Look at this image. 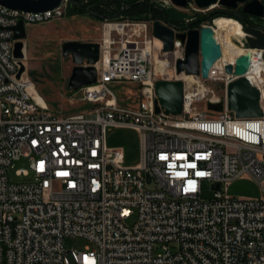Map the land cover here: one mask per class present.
<instances>
[{"label":"built area","instance_id":"built-area-1","mask_svg":"<svg viewBox=\"0 0 264 264\" xmlns=\"http://www.w3.org/2000/svg\"><path fill=\"white\" fill-rule=\"evenodd\" d=\"M69 3L43 13L0 4V264H264V117L239 119L228 109V87L241 77L260 91L264 109V69L261 83L250 80L254 58L264 65V51L252 54L244 76L226 68L247 53L218 60L208 79L185 72L179 79L185 45L176 40L165 53L153 36L157 20H121L115 24L120 47L109 32L97 83L76 96L93 107L63 116L36 100L37 86L26 72L19 77L15 28L21 21L63 19ZM216 7L201 9L192 0L177 9L193 23ZM171 28L176 35L188 32ZM160 80L184 83L182 115L156 113ZM127 82L143 87L138 109L120 106L110 87ZM212 83L221 85L220 93ZM199 102L223 103L224 110L198 111ZM110 127L141 134L137 165L127 164L124 148L108 146ZM23 159L29 167L16 169ZM14 170L23 181L13 179ZM241 179L257 183L261 197L231 196L230 186ZM205 182L215 191L210 199L203 196ZM67 237L94 248L66 250Z\"/></svg>","mask_w":264,"mask_h":264},{"label":"water","instance_id":"water-1","mask_svg":"<svg viewBox=\"0 0 264 264\" xmlns=\"http://www.w3.org/2000/svg\"><path fill=\"white\" fill-rule=\"evenodd\" d=\"M174 6L167 13L180 21L190 20L191 17L180 12L177 8H187L192 0H170ZM201 9L221 6L228 9L243 7V12L255 18H264V3L260 0H194ZM0 4L10 10L25 13H43L56 10L64 6V0H0ZM161 12L165 10L160 8ZM191 25H189L190 27ZM247 34V43L251 50L264 51V30L255 26L244 28ZM153 36L163 44L165 53L173 52L175 41H180L186 47L185 59L177 62L178 75H202L208 79L211 68L222 58V47L218 43L215 31L211 25L200 29H190L186 34H175V31L163 21L157 20L153 24ZM27 38V29L24 22L15 28V57L24 59V40ZM64 56H72L76 67L73 69L69 81V89L78 92L83 87L92 86L98 81L96 65L101 60V45L99 43L67 42L63 46ZM252 54L240 56L236 65H228L226 71L234 77L244 76L251 67ZM86 63V65H85ZM25 72L22 66L19 77ZM157 99L155 102L156 113L162 109L166 115L180 116L183 113L184 83L180 80H160L155 84ZM210 110L223 112L224 104L209 103ZM228 109L237 118H262L264 109L261 104L260 91L251 85L246 77H241L232 82L228 87ZM219 189V186L216 187Z\"/></svg>","mask_w":264,"mask_h":264},{"label":"rangeland","instance_id":"rangeland-1","mask_svg":"<svg viewBox=\"0 0 264 264\" xmlns=\"http://www.w3.org/2000/svg\"><path fill=\"white\" fill-rule=\"evenodd\" d=\"M81 1L83 4H88V0ZM121 1L125 5L143 0ZM149 1L158 5L162 3L161 0ZM70 4L67 8V14L63 19L26 26L27 38L23 42L24 59L22 60V64L25 67L27 76L35 82L39 94L51 110L63 116L83 112L93 107V105L84 103L81 98L76 97L78 92H72L68 87L73 69L76 65L73 62L72 56H64V44L75 41L99 43L101 45L106 34L111 32L112 40L117 42V45L114 47L118 49L120 47L118 42L121 41V37L115 31L117 30L116 27L113 28V31H109V25H115L121 22V20H127L120 16L115 18L110 17L112 14L106 18H99L90 13L75 12L69 14ZM114 8L112 7L111 10L114 11ZM220 8L222 7L217 6L215 9ZM220 18L227 19L229 17L221 16L217 19ZM207 25L212 24L208 23ZM246 39L247 37L242 39L241 42L246 48H249ZM110 87L118 97L120 106L127 107L128 109H138V103L141 98L140 91L143 87L128 82L112 84ZM211 88L217 93L221 92L220 84L212 83ZM195 109L198 111H206L213 115L218 114L210 111L208 105L202 102L196 103ZM107 144L110 148H124L128 165L133 166L140 162L142 142L139 132L132 129L110 127L107 130ZM28 167L29 163L25 159L16 163V169H26ZM12 177L16 181L24 180L15 175V170L12 171ZM214 193L213 186L209 182H205L203 184L204 198L210 199L214 196ZM261 193L259 185L248 179L237 180L229 188V194L238 198H259L261 197ZM133 221L134 219L130 221V224ZM64 246L66 250L77 251L94 248V245L90 241L81 237H67Z\"/></svg>","mask_w":264,"mask_h":264},{"label":"trees","instance_id":"trees-1","mask_svg":"<svg viewBox=\"0 0 264 264\" xmlns=\"http://www.w3.org/2000/svg\"><path fill=\"white\" fill-rule=\"evenodd\" d=\"M69 14L75 12L90 13L96 17H123L129 20H146L155 19L162 20L161 9L156 3L149 0L141 2H133L130 4H123L121 0H88V4H83L81 0H70ZM115 7L114 11L111 10ZM111 12V13H110ZM226 16L239 21L243 28L248 26H255L264 30V18H255L243 12V7L238 9L220 8L214 9L207 14H200L198 19L191 24V27L198 28L202 24H212V22L221 17Z\"/></svg>","mask_w":264,"mask_h":264},{"label":"bare ground","instance_id":"bare-ground-1","mask_svg":"<svg viewBox=\"0 0 264 264\" xmlns=\"http://www.w3.org/2000/svg\"><path fill=\"white\" fill-rule=\"evenodd\" d=\"M215 31V36L218 41V43L221 45L223 50V57L222 60L233 62L235 59L243 55L245 53L250 52L251 54H260V51L256 50H248V48L242 47L238 45L235 40L241 41L242 39L247 37V34L244 31V28L242 24L235 20V19H225L220 18L217 19L211 25ZM109 31H113V28H115V25H109ZM116 29H118L116 27ZM121 31V28L119 29ZM109 33V32H108ZM106 39L109 41V36L107 34ZM157 44L161 47L163 44L160 41H157ZM105 61H109L110 57L105 56ZM158 64V70H163V68L159 67V64H162V61L160 58L156 59ZM264 69V65L261 60L257 59V56L253 60L252 68L250 71V80L253 82L261 83L262 81V71ZM179 79L185 77L184 74L178 75ZM189 79H192L190 76ZM33 94L36 98V100L43 106L48 107L46 101L41 97L38 91L33 90ZM264 101V100H263Z\"/></svg>","mask_w":264,"mask_h":264},{"label":"flooded vegetation","instance_id":"flooded-vegetation-1","mask_svg":"<svg viewBox=\"0 0 264 264\" xmlns=\"http://www.w3.org/2000/svg\"><path fill=\"white\" fill-rule=\"evenodd\" d=\"M157 6L159 8H162L165 10L164 13H162V20L160 21H163L164 23H166L167 25H169L170 27H175V28H178L180 30H183L184 32L188 29V31L190 29H194L193 27H189V25H191L192 23H187L186 21H180V20H176L174 18H172L168 13H167V8L161 6V5H158ZM196 29V28H195Z\"/></svg>","mask_w":264,"mask_h":264}]
</instances>
